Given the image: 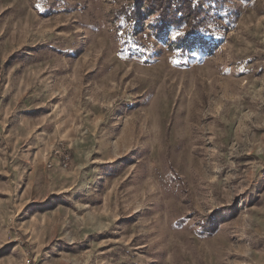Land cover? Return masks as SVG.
Masks as SVG:
<instances>
[{"label":"rangeland","instance_id":"obj_1","mask_svg":"<svg viewBox=\"0 0 264 264\" xmlns=\"http://www.w3.org/2000/svg\"><path fill=\"white\" fill-rule=\"evenodd\" d=\"M0 264H264V0H0Z\"/></svg>","mask_w":264,"mask_h":264}]
</instances>
